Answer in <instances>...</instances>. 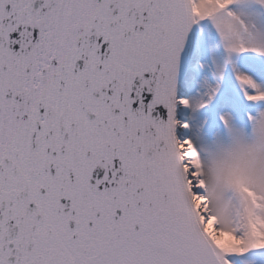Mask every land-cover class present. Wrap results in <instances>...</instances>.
<instances>
[{"label": "snow or ice", "instance_id": "snow-or-ice-1", "mask_svg": "<svg viewBox=\"0 0 264 264\" xmlns=\"http://www.w3.org/2000/svg\"><path fill=\"white\" fill-rule=\"evenodd\" d=\"M0 264H264V0H0Z\"/></svg>", "mask_w": 264, "mask_h": 264}]
</instances>
